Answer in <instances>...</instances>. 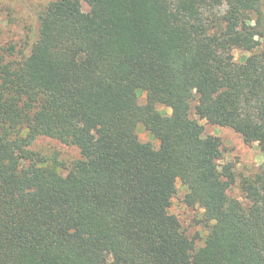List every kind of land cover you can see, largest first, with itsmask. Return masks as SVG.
Returning a JSON list of instances; mask_svg holds the SVG:
<instances>
[{
	"label": "trees",
	"instance_id": "1",
	"mask_svg": "<svg viewBox=\"0 0 264 264\" xmlns=\"http://www.w3.org/2000/svg\"><path fill=\"white\" fill-rule=\"evenodd\" d=\"M37 24L28 54L0 47V264H264V162L230 196L199 122L264 151V0H52ZM39 137L77 148L66 174Z\"/></svg>",
	"mask_w": 264,
	"mask_h": 264
},
{
	"label": "rangeland",
	"instance_id": "2",
	"mask_svg": "<svg viewBox=\"0 0 264 264\" xmlns=\"http://www.w3.org/2000/svg\"><path fill=\"white\" fill-rule=\"evenodd\" d=\"M50 1L52 0H0V47L13 46L15 57L28 54L37 37L38 14L46 8ZM83 9H88L85 3H83ZM232 53L238 62L251 54V52L240 49H234ZM138 101L140 104L145 102L144 92L139 94ZM193 105L194 102L192 107ZM156 108L162 113H170V109L162 104H157ZM191 115L196 117L193 111ZM199 122L204 126L206 134L219 138L221 160L223 163H230L233 167L235 183L229 190L230 196L245 203L240 183L244 177L253 176L258 171L264 162V151L260 150L257 143H245L241 136L230 127L210 124L204 119H200ZM137 133L141 141L157 145V140L142 124L138 125ZM34 146L47 157L57 152V158L64 163L60 167L62 174H66L67 168L65 167L79 156L76 147L65 145L48 137H39ZM185 192V187L178 181L177 192L172 199L170 211L176 214L183 230L190 237L195 238L197 245H201L207 234L203 212L198 206H187L183 202Z\"/></svg>",
	"mask_w": 264,
	"mask_h": 264
}]
</instances>
